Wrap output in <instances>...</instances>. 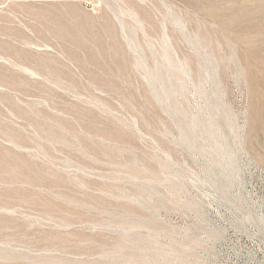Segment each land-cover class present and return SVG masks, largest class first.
Masks as SVG:
<instances>
[{"label":"rangeland","instance_id":"1","mask_svg":"<svg viewBox=\"0 0 264 264\" xmlns=\"http://www.w3.org/2000/svg\"><path fill=\"white\" fill-rule=\"evenodd\" d=\"M0 264H264V0H0Z\"/></svg>","mask_w":264,"mask_h":264}]
</instances>
